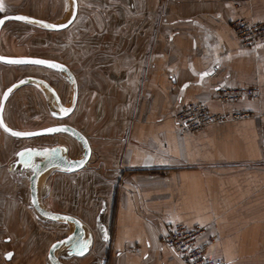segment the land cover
<instances>
[{"label":"crops","instance_id":"1","mask_svg":"<svg viewBox=\"0 0 264 264\" xmlns=\"http://www.w3.org/2000/svg\"><path fill=\"white\" fill-rule=\"evenodd\" d=\"M29 1L32 11H21ZM3 4L0 16L60 22L70 0ZM234 18L264 21V0H77L76 17L63 29L66 60H55L76 77L74 121L67 124L86 136L90 157L78 170L51 169L38 180L40 205L76 217L91 236L82 256L55 252L64 264H185L162 242L174 223L213 234L208 257L264 264V38L242 45L230 26ZM40 31L6 20L0 54L40 57L26 51L28 41L38 45ZM9 66L0 62V99L21 77H39H18ZM25 85L7 98L4 122L42 128L39 92L29 94ZM220 86L256 87L259 95L219 101L212 96ZM195 101L212 113L249 115L180 132L174 115ZM25 139L0 126V264H49L51 244L73 228L36 214L29 174L12 163L27 146L63 145L67 157L77 158L76 145Z\"/></svg>","mask_w":264,"mask_h":264},{"label":"water","instance_id":"2","mask_svg":"<svg viewBox=\"0 0 264 264\" xmlns=\"http://www.w3.org/2000/svg\"><path fill=\"white\" fill-rule=\"evenodd\" d=\"M76 14H77V0H70V12L67 18L61 20L60 22H49L47 20H43L22 13L5 14L0 16V20H4L5 22L6 20L10 19L9 17L25 16L29 18V21H22V22L38 25L49 30H62L68 27L73 22V20L76 17ZM12 20H16V19H12ZM17 21H21V20H17ZM30 21H36V23H32ZM45 24L56 25L58 27L49 28V27H45L44 26ZM2 25L3 24H0V29ZM62 25H66V27H59ZM0 57L4 58L3 60H0V62L4 64L34 65V66H40V67L52 69L56 72L62 73L64 75L65 80L71 85V100L68 106H64L62 104V101L58 93L47 80L36 76H23L17 81L13 82L3 91L0 99V126L8 134L18 138H32L36 136L51 135L55 133H66L70 135L72 138H74L81 147L82 152L79 157L69 158L67 157V148L66 146L63 145H53V146H43V147L27 146L17 151L16 159L12 163V166L14 168H20L30 171L28 176L29 194H30L29 202L30 205L35 210L36 214L44 219L53 220V221L64 220L72 224L73 226L72 231L67 236L53 242L47 254V260L49 264H64L56 256L55 252L59 251V255L62 257H68L72 255L82 256L88 251V248L91 244V236L90 234L86 233L83 224L76 217L68 214L49 211L40 205L38 198V180L45 172L51 169L75 171L82 168L90 157V145L88 143L86 136H84L81 131H79L77 128L67 123L51 124L34 130H17L11 128L4 122L3 110L7 98L14 89L22 85L35 82L42 85L52 96V99L54 101V107H53L54 109L51 110L50 112L51 115L57 119L66 118L68 115L72 113L77 102L78 87H77L76 77L69 67H67L64 63L54 59H48L37 56H5L1 54ZM9 59L46 60L63 66V70L50 68L47 65L12 64L7 62ZM9 89H11L10 92ZM51 128H59L61 130L57 132H48L47 130ZM7 129H10L11 132L8 131ZM12 132L34 133V135L16 136L13 135ZM21 153H23V155H20Z\"/></svg>","mask_w":264,"mask_h":264},{"label":"built area","instance_id":"3","mask_svg":"<svg viewBox=\"0 0 264 264\" xmlns=\"http://www.w3.org/2000/svg\"><path fill=\"white\" fill-rule=\"evenodd\" d=\"M232 31L238 41L244 46L254 45L264 38V21L249 22L242 18L230 21ZM256 87L220 86L212 98L219 101L233 102L242 97L256 99ZM249 112L212 113L200 101L189 102L180 106L174 115L180 132L199 131L210 124L229 119H239L248 116ZM215 236L207 234L202 226L188 227L182 223L172 224L162 238V242L173 249L185 264H224L220 258L208 257L205 247Z\"/></svg>","mask_w":264,"mask_h":264},{"label":"rangeland","instance_id":"4","mask_svg":"<svg viewBox=\"0 0 264 264\" xmlns=\"http://www.w3.org/2000/svg\"><path fill=\"white\" fill-rule=\"evenodd\" d=\"M31 5L33 4H31L30 1L28 2V4L24 2L21 11L25 13L31 12L33 9ZM40 8L43 9V7ZM69 12H70V5L68 6L67 10H64V8L62 9V12L60 14L61 17H59V19L64 20L65 18H67ZM29 24L30 23H28V25ZM30 25L36 26L37 29L40 28L41 30L40 42L38 43V45H36V43L34 45L31 44V41H28L29 46L27 47L26 51L30 54L39 55L40 57L65 61L66 49L68 48V45L70 43L69 37L66 40L65 31L63 29L61 31H49L48 29L38 25H34V24H30ZM75 39L78 38H75L74 36L73 40L75 41ZM29 40H33V39L30 38ZM74 47H75V43H74ZM78 52L79 50L74 48L73 54L77 55ZM69 57H70V50H69ZM9 67L10 69L17 70L18 77L25 74H33L47 80L58 93L62 103L65 105H69L71 100V85L65 80L64 75L62 73L56 72L49 68H44L34 65H12ZM21 88L28 90L30 92L29 94L31 95L34 94L35 97L38 94L36 91L39 92L40 102H41V115H40V122L38 121L39 124L37 122L36 123L37 125L43 127L46 125L57 124V123H72V121H74L72 115L63 119H57L51 115L50 112L51 110L54 109L53 108L54 101L52 99L51 94L42 85L32 82V83H28V85H25ZM83 92H85V90H83ZM69 138L67 137V139ZM67 139H66V135L54 134L50 136L36 137L35 139L26 138L24 142H26L25 144L36 143L38 145H41L47 142L51 143L55 141H61L63 143L68 144L69 141H67ZM69 140L73 142L74 146L76 145V149H75L76 151L75 153H72L73 154L72 156L79 157L82 152L80 145L74 139L70 138ZM72 149L73 148H71V150ZM24 172L27 174L30 173V171H25V170Z\"/></svg>","mask_w":264,"mask_h":264},{"label":"snow or ice","instance_id":"5","mask_svg":"<svg viewBox=\"0 0 264 264\" xmlns=\"http://www.w3.org/2000/svg\"><path fill=\"white\" fill-rule=\"evenodd\" d=\"M4 11V4H3V0H0V12ZM10 19H16V20H21V21H29L28 17L25 16H15V17H9ZM32 23H36V21H30ZM4 20H0V24H3ZM42 23V22H41ZM45 27H49V28H55L58 27L56 25H48L45 24ZM59 27H66V25H62ZM3 57H0V60H3ZM8 63H12V64H36V65H47L50 68H54V69H60L63 70V66L54 63V62H50V61H46V60H41V59H9L7 61ZM11 91V89H9V92ZM8 131L11 132L10 129H7ZM61 129L59 128H51L48 129V132H57L60 131ZM13 135L16 136H26V135H34V133H21V132H12ZM20 155H23V153H21Z\"/></svg>","mask_w":264,"mask_h":264},{"label":"bare ground","instance_id":"6","mask_svg":"<svg viewBox=\"0 0 264 264\" xmlns=\"http://www.w3.org/2000/svg\"><path fill=\"white\" fill-rule=\"evenodd\" d=\"M73 150V149H72Z\"/></svg>","mask_w":264,"mask_h":264}]
</instances>
